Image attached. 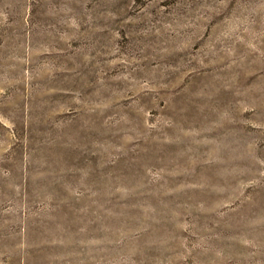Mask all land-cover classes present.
Listing matches in <instances>:
<instances>
[{"label":"rangeland","instance_id":"obj_1","mask_svg":"<svg viewBox=\"0 0 264 264\" xmlns=\"http://www.w3.org/2000/svg\"><path fill=\"white\" fill-rule=\"evenodd\" d=\"M0 264H264V0H0Z\"/></svg>","mask_w":264,"mask_h":264}]
</instances>
